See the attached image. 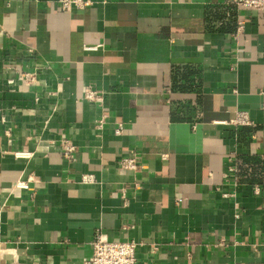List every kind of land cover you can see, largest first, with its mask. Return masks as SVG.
<instances>
[{
  "label": "crops",
  "instance_id": "obj_1",
  "mask_svg": "<svg viewBox=\"0 0 264 264\" xmlns=\"http://www.w3.org/2000/svg\"><path fill=\"white\" fill-rule=\"evenodd\" d=\"M92 1L0 0V264H83L100 231L137 241V264H264V10ZM18 63L36 85L8 83Z\"/></svg>",
  "mask_w": 264,
  "mask_h": 264
},
{
  "label": "built area",
  "instance_id": "obj_2",
  "mask_svg": "<svg viewBox=\"0 0 264 264\" xmlns=\"http://www.w3.org/2000/svg\"><path fill=\"white\" fill-rule=\"evenodd\" d=\"M227 4H234L239 7L253 8L257 10H264V0H224ZM93 4L92 0H59V6L62 10L70 11L74 7L76 8H86ZM244 26V21L239 23L238 31H240ZM29 53H34V49L30 48ZM12 72H16V75L8 80L9 84L20 83L22 86L31 88L36 85L39 81V71L38 69L30 70L22 66V63L17 65L13 64L10 66ZM83 98L89 101L98 102L100 105L104 100V94L98 89H94L90 86H85L83 91ZM107 115L102 114V116L97 120V127L99 129H104L107 123ZM235 129H239L242 126L252 124V119L247 111L237 110L235 116L227 121ZM123 123H118L115 129L117 134L123 132ZM61 148L64 156L73 160L75 153L77 151V145L73 143L70 139L64 137L61 139ZM234 163L228 166V170L224 173L225 178L228 180L232 177L234 181V191L231 193H225L224 195L232 198L237 195L236 187V173L237 164L236 159H233ZM119 167L123 171L139 172L141 164L137 156H126L120 160ZM234 176V177H233ZM81 181L84 183L96 182V177L90 173H84L81 177ZM18 186H25L24 183H18ZM138 185V183H137ZM127 188L123 187V195H125ZM258 192V191H257ZM176 202L179 204L182 202V198L178 197ZM239 206H236L238 209ZM238 216L239 213L237 212ZM139 243L135 240H123V239H110L105 233L98 232L93 241V251L90 257L84 259L83 264H137V248Z\"/></svg>",
  "mask_w": 264,
  "mask_h": 264
}]
</instances>
